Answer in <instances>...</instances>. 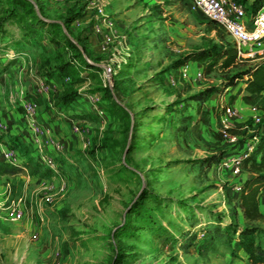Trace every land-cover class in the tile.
I'll use <instances>...</instances> for the list:
<instances>
[{
  "label": "rangeland",
  "instance_id": "374dc122",
  "mask_svg": "<svg viewBox=\"0 0 264 264\" xmlns=\"http://www.w3.org/2000/svg\"><path fill=\"white\" fill-rule=\"evenodd\" d=\"M25 1L34 10L26 17L12 0H0V101L20 111L44 83L54 87L53 103L67 92L101 93L110 100L112 91L120 106L112 100L111 106L100 105L104 119L114 118L102 131L89 114L91 145H80L68 157L71 162L59 166V174L35 162V175L27 171L0 180V264H249L236 247L238 233L229 243L206 228L229 222L244 226L236 183L229 186L231 175L214 167L240 156L242 144L251 140L255 125L249 119L251 105L242 100L248 79L243 74L263 56L238 59L228 69L217 64L200 83L180 79L177 71L188 60L233 43L190 0H148L145 8H151L157 26L141 32V63L127 66L113 87L101 92V74L82 75L84 69L78 68L64 76L67 81L55 77L64 52L70 51L61 37L70 39L74 32L61 27L53 34L39 22L61 26L78 1L89 0ZM136 2L141 8V0ZM252 2L245 4L249 15ZM19 23L37 26L24 33ZM191 66L188 77L193 79L198 70ZM174 75L171 86L168 79ZM206 90L211 94L202 101ZM229 107L238 114L232 121L234 144L217 134L219 116ZM20 198L30 214L7 222L8 201ZM249 226L264 230V219Z\"/></svg>",
  "mask_w": 264,
  "mask_h": 264
},
{
  "label": "crops",
  "instance_id": "0c3cea01",
  "mask_svg": "<svg viewBox=\"0 0 264 264\" xmlns=\"http://www.w3.org/2000/svg\"><path fill=\"white\" fill-rule=\"evenodd\" d=\"M94 1L103 6L102 13H98V11L89 6L87 2L84 16L80 22L70 27V32H74V36L71 34L72 37L69 36L70 39L68 40L80 52L83 60L91 66L98 67L100 71L103 70V66L106 64L113 63L116 66V76L121 71H128V67L132 63H134V65L141 63V53L138 49L139 45H141V32L150 29L151 26L155 29L157 26V19L154 17L155 15L152 11L149 10L151 8H145V4L148 0H141V8L137 4V0H114L115 2L113 4L110 0ZM107 23L111 24L117 39L106 52H102L100 49L101 36L94 32V27L99 26L102 31H107ZM61 27L63 31H65L62 23ZM78 38L82 39L80 44L84 46V52L81 50ZM15 42L16 41L13 40L11 43L16 45ZM63 44L66 45L65 43ZM72 53L71 51L64 52L63 64L69 62V57ZM77 60L79 64L80 60ZM59 65L61 66V64ZM58 66L57 69H55L54 75L60 78H64V76L67 77L68 73H73L80 68L74 65L62 70L60 66ZM191 68L194 70L202 69L201 65L197 63H192ZM89 73L95 72L91 68H85L82 75H89ZM96 74L100 75V72H96ZM64 79L65 81L68 80V78ZM48 81L54 83L52 79ZM45 85L47 86V91L42 92L40 89H37V93H34V96L29 100L36 106V114L31 119L23 116L21 108L20 111L11 110L12 108H7L6 103L0 101V122L5 124V130L0 132L2 137V141L0 142V162H3V155L8 150L12 149L9 147L11 141L15 140L18 145L16 150L17 165L21 166L28 162L32 164L36 162V165H42V158L48 157L54 160L57 159V162H60V164L58 163L59 166L62 167L61 164H66V160L71 162L68 157L81 149L80 145L84 147L85 142L91 145L89 141L91 134L87 127L90 125L89 120L92 119V117L97 120L95 127L100 131L106 128L109 120H114V118L110 116L104 119L103 115L101 116L96 113L95 108L86 101V96L93 95L97 97L100 100V104L98 105L100 106L103 104V108L111 106L112 104L110 102L112 101L120 106L113 96L112 91L110 92L112 96L110 100L102 99L101 93H88L81 94L79 99L72 101L69 105H60L58 103H53L49 98L50 93L54 91V87L49 84ZM24 101L28 100L24 99ZM74 105H76V107H73ZM102 107L100 106V108ZM3 111L5 112L3 113ZM90 113L93 114L92 117L89 115ZM243 118H246V116ZM32 122L39 128L38 133L33 130ZM79 123H82V125ZM70 124L72 126H79L86 132L83 134L72 132L73 134H70L68 131ZM56 144L61 148L57 149ZM17 176H20V174L11 177L14 178ZM5 177L8 178V176H4L0 177V180L3 179L4 182L6 179ZM226 180L230 183L229 186L237 183V180L232 181L231 176H228ZM260 212L264 214V197L260 200ZM28 214L30 213L26 210L25 217L28 216ZM25 217L23 219H25ZM5 220L9 222L7 218H5Z\"/></svg>",
  "mask_w": 264,
  "mask_h": 264
},
{
  "label": "trees",
  "instance_id": "16d2710c",
  "mask_svg": "<svg viewBox=\"0 0 264 264\" xmlns=\"http://www.w3.org/2000/svg\"><path fill=\"white\" fill-rule=\"evenodd\" d=\"M16 8H20L24 11L23 16L26 17L28 14L34 13L32 6L25 0H12ZM239 2V0H236ZM248 0L239 2L240 4H246ZM260 1L253 0L251 6L254 8V15L257 10L261 7ZM87 2L81 3L78 1L77 7L75 6L71 12L65 17L61 22L65 30L70 31V27L80 22L84 16L86 10ZM14 15V14H13ZM2 21V20H1ZM39 21V20H38ZM40 25L47 27L51 33L54 34L56 30H60L61 26L57 23H46L44 21H39ZM21 24V31L24 33L34 30V26L37 24L25 23ZM213 24V23H212ZM215 25V24H214ZM216 26V25H215ZM217 27V26H216ZM3 32L0 30V37L3 36ZM61 39L65 43L68 49L73 52L69 57V62H66L60 66L62 70L70 66L77 65L80 68H91L95 73L101 72L100 69L96 66H91L85 60L81 58L80 52L76 47L65 37L62 36ZM56 43L61 42L60 40L54 38ZM53 40V41H54ZM79 45L81 50L84 52L85 48L80 42L81 38H78ZM17 45V44H16ZM210 51L205 54H198L191 61L188 60L185 64L197 63L202 67V73L209 74L212 72L216 65H219V68L228 69L237 64L238 58L234 47L228 48H219ZM80 60L78 64V60ZM183 64L182 66H184ZM181 66V67H182ZM246 75L248 79L245 82V92L246 95L243 96L242 100L251 106L256 107L259 111L262 112L261 121L255 125L254 133L251 139L255 140L253 152L243 160V180L240 182L239 187L240 191L238 193V205L237 210L240 212L244 226H239L236 223L229 222L223 227L209 226L207 231L211 233H221V235L226 236V241L230 243L231 236L239 234L238 240H236V247L244 251L247 255V261L249 264H264V230H258L256 226H249L251 223L257 222L261 219H264V216L260 212V200L264 197V95L262 91L264 90V57L257 64L249 67L243 76ZM237 79L236 76L230 78L227 82V87L233 86L234 80ZM115 81V75L113 76V83ZM114 85V84H113ZM108 88L103 87L102 92H105ZM211 91L206 90L203 92L202 101H205L210 96ZM80 94L75 92H67L58 102L60 105H69L72 101L79 99ZM113 105V104H112ZM2 137L0 135V142ZM12 149H16L18 145L15 140H12L9 144ZM25 168L31 175H35L37 171L32 169L31 163H26L24 165H10L5 162H0V177L3 176H16L23 172ZM236 217V216H235ZM248 223V224H246ZM220 231V232H219ZM263 234V237H261Z\"/></svg>",
  "mask_w": 264,
  "mask_h": 264
},
{
  "label": "built area",
  "instance_id": "2783aa9c",
  "mask_svg": "<svg viewBox=\"0 0 264 264\" xmlns=\"http://www.w3.org/2000/svg\"><path fill=\"white\" fill-rule=\"evenodd\" d=\"M192 7L199 11V13L210 23L215 24L218 28L230 38L236 52V56L240 60H254L256 58L264 57V5L261 6L254 15H249L244 5L236 0H190ZM89 6L95 8L98 13H102L103 6L89 0ZM107 31H102L99 26L94 27V32L101 36L100 49L106 52L108 48L117 39L116 33L112 30L111 24L107 23ZM115 65L113 63L103 66L101 72L103 87L111 89L113 87V76L115 75ZM189 64L182 66L177 73L178 77L187 81H203L202 69L196 72L193 79L188 77ZM178 79V78H177ZM169 84L176 85V77L170 76ZM39 89L42 92L47 91V86L44 83L40 84ZM264 95V90L262 91ZM86 101L95 108L99 115H104V111L98 105L99 99L93 95H87ZM22 114L25 118H32L36 114V106L31 102H26L20 105ZM223 109V108H221ZM224 112L219 116V125L217 134L220 139L228 143H236L237 137L232 134V121L238 116L237 110L232 108H224ZM249 119L252 125H257L262 119V112L256 107H249ZM33 130L38 133L39 128L32 122ZM5 130V124L0 122V132ZM74 133L83 134L86 131L79 126H73ZM253 139L242 144L243 150L240 156H229L221 160L217 166L218 172H228L232 177L238 178L236 185L233 187L235 193H239V184L243 180V160L249 156L254 150ZM87 147V143H84ZM56 148L61 147L56 144ZM3 162L10 165H17L16 149L8 150L3 155ZM42 165L53 174H59L60 168L56 161L52 158L44 157L41 160ZM23 172L27 174V170L23 168ZM7 189L9 185L7 184ZM44 201L48 202L49 198L45 197ZM26 215L25 206L22 198L8 201L6 207V218L11 223L21 221Z\"/></svg>",
  "mask_w": 264,
  "mask_h": 264
}]
</instances>
